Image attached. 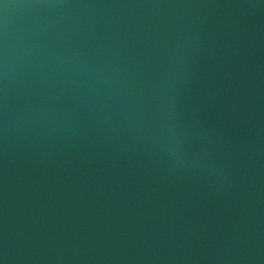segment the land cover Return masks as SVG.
I'll return each instance as SVG.
<instances>
[{
    "label": "water",
    "instance_id": "1",
    "mask_svg": "<svg viewBox=\"0 0 264 264\" xmlns=\"http://www.w3.org/2000/svg\"><path fill=\"white\" fill-rule=\"evenodd\" d=\"M0 264H264V0H0Z\"/></svg>",
    "mask_w": 264,
    "mask_h": 264
}]
</instances>
